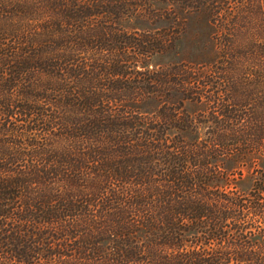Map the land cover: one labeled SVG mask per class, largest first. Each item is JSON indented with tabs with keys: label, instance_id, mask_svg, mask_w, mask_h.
I'll use <instances>...</instances> for the list:
<instances>
[{
	"label": "trees",
	"instance_id": "obj_1",
	"mask_svg": "<svg viewBox=\"0 0 264 264\" xmlns=\"http://www.w3.org/2000/svg\"><path fill=\"white\" fill-rule=\"evenodd\" d=\"M127 1L0 0V264H264V0Z\"/></svg>",
	"mask_w": 264,
	"mask_h": 264
},
{
	"label": "rangeland",
	"instance_id": "obj_2",
	"mask_svg": "<svg viewBox=\"0 0 264 264\" xmlns=\"http://www.w3.org/2000/svg\"><path fill=\"white\" fill-rule=\"evenodd\" d=\"M150 3H152V5H159L160 7L164 5L158 0H128L127 2L117 3L118 5L114 10L115 14L120 16L117 22V26L125 30L126 32L132 33L136 31L137 34H140L141 36H145L148 32H152L155 29L165 27V20L163 18H158L152 15L146 16L144 13H138L139 10H142L140 8L143 7V9H146V7L144 6L149 5ZM135 8H138V10L134 11ZM207 32V29L199 31L201 36H205ZM191 44L192 42L190 43V40L188 38H185V41H183V51H181L182 45H180V47L177 49L174 48L173 50H169L163 53L152 54L148 58H144L143 65L146 68L155 70L166 68L169 65L177 62L181 55L186 53L185 51H189V53H192L193 48L191 46H184ZM184 108L187 111H192L195 110L197 106H195V104L190 101H185ZM249 184V179H242L238 183V188L241 191H246L249 188Z\"/></svg>",
	"mask_w": 264,
	"mask_h": 264
}]
</instances>
